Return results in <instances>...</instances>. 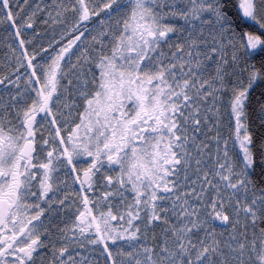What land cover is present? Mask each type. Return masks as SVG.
Returning <instances> with one entry per match:
<instances>
[{
    "label": "snow or ice",
    "instance_id": "snow-or-ice-1",
    "mask_svg": "<svg viewBox=\"0 0 264 264\" xmlns=\"http://www.w3.org/2000/svg\"><path fill=\"white\" fill-rule=\"evenodd\" d=\"M0 264H264V0H0Z\"/></svg>",
    "mask_w": 264,
    "mask_h": 264
}]
</instances>
